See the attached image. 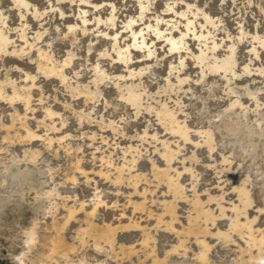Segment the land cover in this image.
<instances>
[{
	"label": "rangeland",
	"instance_id": "obj_1",
	"mask_svg": "<svg viewBox=\"0 0 264 264\" xmlns=\"http://www.w3.org/2000/svg\"><path fill=\"white\" fill-rule=\"evenodd\" d=\"M0 264H264V0H0Z\"/></svg>",
	"mask_w": 264,
	"mask_h": 264
},
{
	"label": "bare ground",
	"instance_id": "obj_2",
	"mask_svg": "<svg viewBox=\"0 0 264 264\" xmlns=\"http://www.w3.org/2000/svg\"><path fill=\"white\" fill-rule=\"evenodd\" d=\"M225 60H227V59H225ZM228 60H229V57H228ZM228 60H227V61H228ZM229 63H230V62H229ZM223 64H225L224 67L227 66V65H226L227 63H226V62L224 63V61H223L222 65H223ZM222 67H223V66H222ZM165 116H166V115H165ZM165 116L162 117V119H165ZM167 118H168V117H167ZM167 118H166V119H167ZM164 121H165V120H164ZM169 126H170V125H169ZM171 126H172V125H171ZM171 126H170V127H171ZM170 129H171V128H170ZM172 130L177 131V134H183V133H184L183 128H182V127H179V128H178L176 125H175L174 127H172ZM173 153H174V152H173ZM171 186H172V185L170 184V187H171ZM98 211H99V210L97 209V213H98ZM101 212H102V211H101ZM99 213H100V212H99ZM102 214H103V213H102ZM103 215H104V214H103ZM104 216H105V215H104ZM194 231H195V232H198V229H196V230H194ZM199 232H203V233H205V231H202V230H200V229H199ZM223 237H224V236H223ZM252 241H253V240H252ZM261 243H262V241H256V240L254 241L255 246H260ZM65 248H66V247H64V246H62V245H61V246H58V249H60V251H62V250L64 251ZM201 258H202V257H201Z\"/></svg>",
	"mask_w": 264,
	"mask_h": 264
}]
</instances>
